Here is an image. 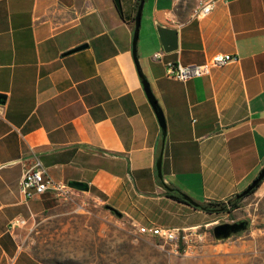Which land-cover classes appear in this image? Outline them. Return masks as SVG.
<instances>
[{
    "label": "crops",
    "instance_id": "1",
    "mask_svg": "<svg viewBox=\"0 0 264 264\" xmlns=\"http://www.w3.org/2000/svg\"><path fill=\"white\" fill-rule=\"evenodd\" d=\"M138 1L0 0V264H44L25 245L28 230L69 201L21 193L37 160L71 200L92 196L137 230L183 231L197 244L187 254L198 244L249 251L238 240L206 243L242 208L210 214L167 197L157 161L163 150V183L196 201L226 202L264 168V0H217L200 17V0H145L137 56L165 115L164 147L133 55ZM157 24L178 30L177 51L164 52ZM219 54L238 59L187 82L167 76L168 63ZM254 195L264 222V182Z\"/></svg>",
    "mask_w": 264,
    "mask_h": 264
},
{
    "label": "rangeland",
    "instance_id": "2",
    "mask_svg": "<svg viewBox=\"0 0 264 264\" xmlns=\"http://www.w3.org/2000/svg\"><path fill=\"white\" fill-rule=\"evenodd\" d=\"M142 34L141 30L140 37ZM68 200L43 223L37 222L28 230L25 245L44 264H264V222L254 218L258 210L255 213L249 206L257 202L254 194L242 202L240 211L219 221L247 222V230L227 240L250 245L242 254L203 247L206 244H198L187 254L184 246L177 250L174 244L140 234L128 220L116 216L92 196ZM210 235L206 243L216 245L213 232Z\"/></svg>",
    "mask_w": 264,
    "mask_h": 264
},
{
    "label": "built area",
    "instance_id": "3",
    "mask_svg": "<svg viewBox=\"0 0 264 264\" xmlns=\"http://www.w3.org/2000/svg\"><path fill=\"white\" fill-rule=\"evenodd\" d=\"M217 0H200L199 8L196 12L198 17L207 16L214 8ZM163 57V52H157L154 58L160 60ZM236 56L219 54L215 56L209 64H188L182 65L179 63L167 64V76L174 78L180 82H187L194 78L208 75L210 70L215 67H224L227 64L237 61ZM20 191L27 200L35 195H41L48 191H53L59 196L69 199L70 193L67 185L55 183L47 176V172L42 162L37 160L34 166L26 169L20 180ZM234 221H232L233 223ZM26 224L24 220H15L11 222L12 228H18ZM138 232L142 235L158 238L166 243L174 244L177 250L184 246L186 251L191 247V240L188 235L178 229L163 228V227H138Z\"/></svg>",
    "mask_w": 264,
    "mask_h": 264
},
{
    "label": "water",
    "instance_id": "4",
    "mask_svg": "<svg viewBox=\"0 0 264 264\" xmlns=\"http://www.w3.org/2000/svg\"><path fill=\"white\" fill-rule=\"evenodd\" d=\"M145 5V0H140L138 10L135 16L134 20V35H133V55L134 59L137 65L138 73L141 79V83L143 85L144 91L147 95V98L153 107L158 122L160 124V127L162 129L163 133V147L165 143V137L167 134V123L165 119L164 112L159 104V101L157 100L156 96L153 93L151 84L143 72V69L139 63L138 56H137V47H138V42L140 38V30H141V22H142V14H143V9ZM157 31L159 38L162 43V47L165 53H172L178 50L179 47V38H178V30L166 27L161 24H157ZM84 46L79 47V49H82ZM6 97L2 94H0V104H3L5 102ZM163 155V150L162 153L159 156V159L157 161V173H158V178L163 181V174H162V156ZM264 180V168L261 170L257 178L251 183V185L241 192L239 194V197H246L248 196L251 192H253L255 189L258 188V186L261 184V182ZM70 187L72 189H75L77 191H88L89 187L86 183L83 182H77V181H72L70 182ZM185 200L191 202L192 200L189 196L184 197ZM108 210L113 212L116 216L122 217V214L114 209L111 206H106ZM247 222H237V223H224V224H219L216 225L213 228V235L218 242H224L227 240H230L234 235L239 233V231L244 230L247 227Z\"/></svg>",
    "mask_w": 264,
    "mask_h": 264
},
{
    "label": "trees",
    "instance_id": "5",
    "mask_svg": "<svg viewBox=\"0 0 264 264\" xmlns=\"http://www.w3.org/2000/svg\"><path fill=\"white\" fill-rule=\"evenodd\" d=\"M139 3H140V0L138 1V5H139ZM134 20H132V21H134ZM263 182H264V180L261 182V184ZM159 184L166 188L167 197H169L173 200H176L178 202L184 203L186 205H189L191 207H194L197 210H201V211H204V212L210 213V214H221V213H225V212L226 213L227 212H233L237 209H240L242 207V202L246 198L252 196L261 186V184H260L257 189H255L253 192H251L248 196H246L244 198L239 197V194H237V195L229 198L226 202H220V201H212V200L196 201L190 197L192 200V204H191V202L184 199V197L188 196L185 193L168 187L160 179H159ZM247 228H245L243 231L247 230Z\"/></svg>",
    "mask_w": 264,
    "mask_h": 264
},
{
    "label": "flooded vegetation",
    "instance_id": "6",
    "mask_svg": "<svg viewBox=\"0 0 264 264\" xmlns=\"http://www.w3.org/2000/svg\"><path fill=\"white\" fill-rule=\"evenodd\" d=\"M237 222H243V221H234L233 223H237ZM247 227H248V225H247ZM247 227H246V228H247ZM242 231H243V230H242ZM240 232H241V231H239V233H240ZM239 233H237V234H239ZM237 234H236V235H237ZM234 236H235V235H234Z\"/></svg>",
    "mask_w": 264,
    "mask_h": 264
}]
</instances>
